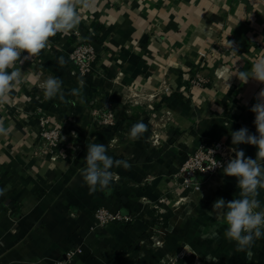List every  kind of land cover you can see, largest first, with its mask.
Masks as SVG:
<instances>
[{"label":"crops","instance_id":"crops-1","mask_svg":"<svg viewBox=\"0 0 264 264\" xmlns=\"http://www.w3.org/2000/svg\"><path fill=\"white\" fill-rule=\"evenodd\" d=\"M77 11L80 23L21 65L22 82L0 106L10 129L0 136V264H56L78 248L72 264H160L191 249L204 264H264V237L238 251L209 214L218 198H238L236 178L221 170L197 202L175 188L179 167L203 144L256 157L255 146L232 145L230 133L256 134L250 108L264 83L231 75L264 56V0H94ZM84 39L97 53L85 78L69 57ZM49 76L63 81L64 101L44 97L40 84ZM78 81L81 96L69 95ZM96 111L111 112L115 124L100 123ZM47 119L46 127L64 132L53 159L38 154ZM139 121L147 131L126 139ZM93 137L131 164L113 168L104 191L90 192L79 173ZM181 196L188 199L178 207ZM257 198L264 208V190ZM101 207L130 221L100 227Z\"/></svg>","mask_w":264,"mask_h":264},{"label":"clouds","instance_id":"clouds-1","mask_svg":"<svg viewBox=\"0 0 264 264\" xmlns=\"http://www.w3.org/2000/svg\"><path fill=\"white\" fill-rule=\"evenodd\" d=\"M77 3L91 8L94 0H0V106L7 102L11 90L22 82L21 65L38 56L57 33H67L80 23ZM228 44L236 54L233 42L228 41ZM65 63L63 56L58 58L59 65ZM231 76L241 83L250 79L264 83V56L257 58L248 70L235 68ZM78 83L80 87L71 89L69 95L81 96L84 82ZM40 87L46 99L65 100L60 78L49 76ZM250 111L255 114L256 134L242 127L230 133L231 143L255 146L256 157H246L242 149L233 148L235 155L226 165L216 161L224 175L236 178L239 196L230 201L218 198L209 212L216 213L217 219L226 225L224 236L235 242L238 251L250 250L256 240L264 237V208L257 198L260 190H264V89L258 93ZM9 131L0 120V136H8ZM146 131L147 125L139 121L132 125L126 139L139 140ZM110 144L97 143L94 137L87 143L86 166L79 173L90 192L110 188L115 176L113 168L131 167L128 161L108 155ZM4 191L0 189V195Z\"/></svg>","mask_w":264,"mask_h":264},{"label":"built area","instance_id":"built-area-1","mask_svg":"<svg viewBox=\"0 0 264 264\" xmlns=\"http://www.w3.org/2000/svg\"><path fill=\"white\" fill-rule=\"evenodd\" d=\"M70 60L78 68L80 76L85 77L88 74L89 69L95 62L97 56L95 49L87 43V41L82 40L70 54ZM195 86H204L205 80L201 78H196L193 81ZM96 117H99L100 123L113 126L115 124L114 117L111 112L96 111ZM42 130H41V144L39 151L40 156H49L52 159L56 157L58 148L61 143V139L64 136V132L60 128L56 127H46L49 120H42ZM71 137L77 139L79 134L71 135ZM68 147H72V143H68ZM233 155L226 152L224 145L221 142L214 143L213 148L205 147L199 150L190 162L187 163L185 171L186 181L195 180L197 177L204 176L214 177L221 170L220 166H216V161L220 165H226ZM208 180V178H207ZM197 190L199 187L196 188ZM95 217L98 221L100 227H105L106 225L114 222L120 221H130V218H123L120 213H113L105 208H98L95 211ZM82 248H78L67 254L66 260L57 262L56 264H72L74 256L77 254H82Z\"/></svg>","mask_w":264,"mask_h":264},{"label":"rangeland","instance_id":"rangeland-1","mask_svg":"<svg viewBox=\"0 0 264 264\" xmlns=\"http://www.w3.org/2000/svg\"><path fill=\"white\" fill-rule=\"evenodd\" d=\"M84 41H85V39H84ZM80 42L81 41H79V43ZM234 47L236 48V45ZM96 56H97V53H96ZM85 77H83V78H85ZM213 146H214V143L206 144V145L203 144V146L198 147L193 153H191L185 159L182 166L179 167L178 174H179V177L181 178V181L179 180L180 182L178 183V185L175 188L176 189L182 188L183 190L188 191L187 194H193V196L191 197L192 201L197 202L198 194H200L202 191H204L205 185H207L208 188L213 185L212 184L213 183V177H210V178L208 177V180L206 181V183L200 181L199 177H197L195 180L190 179L189 181H186L184 169L186 168L187 163L190 162V160L195 157V155L199 152L200 149L205 148V147L213 148ZM197 187H199L198 190L196 189ZM187 199H188L187 197L183 198V196L178 197L176 199V205L178 207L182 206L186 202ZM188 253H190L191 256H172L169 259L162 260L160 264H204L205 263L204 257L199 255V254H196V253H198L196 250L191 249L190 252H188ZM188 253H186V254H188ZM194 254H195V256H193ZM188 259H190V260H188Z\"/></svg>","mask_w":264,"mask_h":264}]
</instances>
